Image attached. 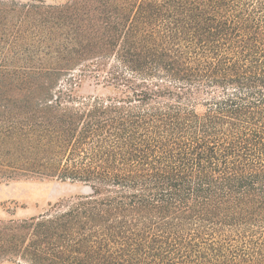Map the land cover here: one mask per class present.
<instances>
[{
	"label": "trees",
	"instance_id": "16d2710c",
	"mask_svg": "<svg viewBox=\"0 0 264 264\" xmlns=\"http://www.w3.org/2000/svg\"><path fill=\"white\" fill-rule=\"evenodd\" d=\"M20 178L92 193L0 221V261L264 264V0H0Z\"/></svg>",
	"mask_w": 264,
	"mask_h": 264
},
{
	"label": "rangeland",
	"instance_id": "374dc122",
	"mask_svg": "<svg viewBox=\"0 0 264 264\" xmlns=\"http://www.w3.org/2000/svg\"><path fill=\"white\" fill-rule=\"evenodd\" d=\"M47 5H63L67 0H42ZM109 92L113 93L112 90ZM102 93L95 90L92 80H84L75 88L77 96ZM92 189L79 182L52 179L20 178L0 183V221L30 219L48 213L56 204L64 208L80 195H88ZM63 210V209H62ZM0 264H24L14 260H2Z\"/></svg>",
	"mask_w": 264,
	"mask_h": 264
}]
</instances>
